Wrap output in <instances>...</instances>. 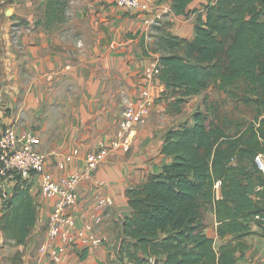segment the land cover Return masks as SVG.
I'll return each mask as SVG.
<instances>
[{"label":"crops","instance_id":"0c3cea01","mask_svg":"<svg viewBox=\"0 0 264 264\" xmlns=\"http://www.w3.org/2000/svg\"><path fill=\"white\" fill-rule=\"evenodd\" d=\"M155 1L159 6L146 13L122 9L116 0H73V12L86 19L89 31L75 29L73 40L66 42L44 25L47 0H0L6 19L0 31V67L4 72L0 79V131L10 125L20 132L34 128L41 138L39 149L49 157L48 167L56 180L83 172L87 154L114 137L125 108L136 103L140 91L148 86L146 68L165 53L162 37L171 33L192 39L199 18L206 19L205 6L214 2L194 0L188 14L175 15L173 0ZM162 7L170 11L156 24H149L147 19ZM13 26L19 30L14 31ZM163 89L145 121L135 125L130 147L111 151L97 170L85 174L77 188L78 201L69 208L77 229L93 223L104 241L85 245L76 228H71L73 239L62 260H47V264H131L118 254L124 222L134 212L128 192L163 170L170 160L162 153L167 131L192 120L181 119L180 113L205 96L204 92L189 98L179 112L175 97L167 94L164 84ZM74 149H79V157L59 168L55 155ZM14 185L0 182V216L6 211L3 193L11 194ZM40 189L36 180L32 193L38 218L29 241L16 246L0 230V251L7 246L19 251L22 264H36L41 256L39 246L49 240V215L56 199L42 195ZM102 197L111 202L98 206ZM95 212L101 217L99 222L93 218ZM211 214L215 228L213 232L207 228V232L217 243L218 221ZM253 228L259 229L256 224ZM244 241L248 247L238 252L240 264H264V237L251 234ZM52 243L58 245L60 240Z\"/></svg>","mask_w":264,"mask_h":264},{"label":"trees","instance_id":"16d2710c","mask_svg":"<svg viewBox=\"0 0 264 264\" xmlns=\"http://www.w3.org/2000/svg\"><path fill=\"white\" fill-rule=\"evenodd\" d=\"M192 1L173 0L171 10L186 15ZM69 5L47 0L44 25L65 22ZM205 7L192 39L162 37L159 79L179 112L189 98L215 88L253 104L255 114L237 121L214 105L211 118L199 107L192 120L167 131L162 153L170 160L128 192L134 212L118 254L131 264H240L245 237H264V171L256 161L264 156V0H214ZM239 84L242 94L230 90ZM32 187L17 177L3 201L0 230L16 246L29 241L37 224ZM205 211L217 217L218 246ZM11 264H22L19 251Z\"/></svg>","mask_w":264,"mask_h":264},{"label":"built area","instance_id":"2783aa9c","mask_svg":"<svg viewBox=\"0 0 264 264\" xmlns=\"http://www.w3.org/2000/svg\"><path fill=\"white\" fill-rule=\"evenodd\" d=\"M116 4L122 9L146 13L159 6L158 1L155 0H116ZM162 8L163 10L158 12L155 17L147 19L149 24H156L170 11L167 7ZM12 29L19 30L17 26H13ZM160 69L159 59L150 62L145 70L148 86L140 91L136 103L129 104L125 108L114 137L103 142L98 150L90 151L87 154V164L83 172H73L62 181L56 180L49 170V157L39 149L41 138L34 128L20 132L15 126L10 125L0 131V182L15 184L18 175L31 183L38 180L42 195L56 199L49 215L47 227L49 240L39 246L41 256L36 264H47V260L54 263L62 260L67 244L73 239L69 233L71 228H76L78 237L85 245H99L104 241V237L97 235L93 223H88L77 229L76 219L69 212V208L78 201L77 188L84 175L97 170L111 151L130 147L135 125L145 121L158 96L164 91V89L161 90L163 83L159 79ZM79 154V149H74L69 154L55 155L56 164L59 168L64 169L67 164L74 162ZM256 161L264 171V156L259 154ZM9 196L10 193L6 191L3 193L4 199ZM108 202L110 203L111 200L102 197L98 206ZM93 218L97 222L101 220L96 212L93 213ZM57 239L60 240V244L54 245L52 242Z\"/></svg>","mask_w":264,"mask_h":264},{"label":"rangeland","instance_id":"374dc122","mask_svg":"<svg viewBox=\"0 0 264 264\" xmlns=\"http://www.w3.org/2000/svg\"><path fill=\"white\" fill-rule=\"evenodd\" d=\"M73 0H70L72 2ZM71 4V3H70ZM1 4H0V31L1 26L6 22L4 19L5 15L4 12H1ZM72 13V14H70ZM70 14V15H69ZM45 21V17H44ZM71 26V27H69ZM74 26V27H72ZM64 27H68L66 30ZM81 29L82 31H89L87 30V21L86 19H82L81 17L78 18L75 14V11L73 12V8L69 5L68 12H67V20L63 23H56L51 28L50 31L52 34H55L59 37H61L62 41L70 42V40H73V32L75 29ZM1 42V37H0ZM2 74H4L2 68L0 67V79L2 78ZM230 90L236 91L239 94H242L245 91V87L243 84H239L236 86L230 87ZM205 97L200 98L201 102L198 101L195 104V107L193 105L186 106L183 113H180L181 119L183 118H189L194 115L196 110L199 108L209 109L208 113H210V117L212 118L213 113V106H219V111L222 115L227 114L230 119H235L237 121H246L251 120L254 117L255 114V106L253 104H246L244 101H242L239 97H234L227 91H221L215 88H210L208 91L205 92ZM203 102V103H202ZM204 104V106H203ZM193 107V110L191 108ZM180 119V120H181ZM3 184H5L4 181H2ZM8 183V182H6ZM204 223L207 225V228L210 230L212 229V232L214 230V223L212 214L210 211L204 212ZM220 244V241L216 243L218 246ZM17 252V251H16ZM13 250H11L10 247L7 246L5 250L0 251V256L2 257L0 259L1 264H10L12 261V258L14 257L15 253Z\"/></svg>","mask_w":264,"mask_h":264},{"label":"water","instance_id":"95a60500","mask_svg":"<svg viewBox=\"0 0 264 264\" xmlns=\"http://www.w3.org/2000/svg\"><path fill=\"white\" fill-rule=\"evenodd\" d=\"M18 177H20V175H18Z\"/></svg>","mask_w":264,"mask_h":264}]
</instances>
